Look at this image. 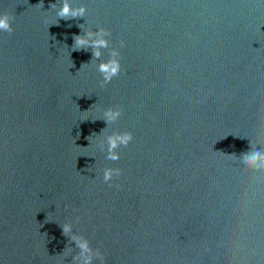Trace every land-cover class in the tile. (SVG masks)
<instances>
[{"label":"water","instance_id":"water-1","mask_svg":"<svg viewBox=\"0 0 264 264\" xmlns=\"http://www.w3.org/2000/svg\"><path fill=\"white\" fill-rule=\"evenodd\" d=\"M39 3L0 0V264H83L78 240L92 264H264V0H68L87 9L69 21ZM99 28V60L73 52Z\"/></svg>","mask_w":264,"mask_h":264},{"label":"clouds","instance_id":"clouds-1","mask_svg":"<svg viewBox=\"0 0 264 264\" xmlns=\"http://www.w3.org/2000/svg\"><path fill=\"white\" fill-rule=\"evenodd\" d=\"M37 7H43V0H40V3L36 5ZM49 8L56 10V15L59 20H77L83 19L86 16L87 9L83 6L74 8L71 4L68 3V0H62V6L57 9V4L52 3L49 5ZM13 17L8 14L0 15V32H6L11 34L13 28L11 26V21ZM58 25V24H57ZM94 36L102 37L99 39H93ZM111 33L104 29L99 28L96 31H89L83 35H74L72 37L74 43L72 45L73 52L85 51L89 52L91 49L92 59L99 60L101 56L100 49H106L109 47V40L103 37H110ZM120 47H124V42L121 41ZM91 59V60H92ZM121 56L118 49H112L110 53V58L99 64L97 71L102 76L101 87L106 86L111 83L112 80L118 77L121 74ZM74 66V65H73ZM83 67V64L82 66ZM104 119L103 122L106 124V127L109 123H116L121 115L122 110L119 108H109L103 113ZM95 122V121H93ZM105 127V128H106ZM103 131V129L101 130ZM133 135L130 132L116 133L115 135L108 137V159L117 162L120 160L119 149L126 148L132 142ZM86 149L87 147H82ZM261 154L259 152L252 153L247 159L249 162H256L258 159H261ZM121 175V170L119 168H108L104 170L103 173V182L109 184L111 187V182L114 178H118ZM70 231V228L64 226L62 228L63 234H66ZM76 246L81 250L82 254L86 255L83 264H92V255L91 248L86 240H78ZM96 258L101 261V264H105V254L96 253Z\"/></svg>","mask_w":264,"mask_h":264}]
</instances>
